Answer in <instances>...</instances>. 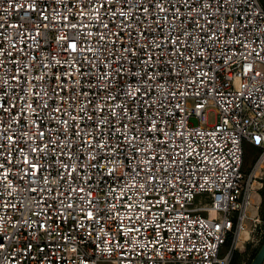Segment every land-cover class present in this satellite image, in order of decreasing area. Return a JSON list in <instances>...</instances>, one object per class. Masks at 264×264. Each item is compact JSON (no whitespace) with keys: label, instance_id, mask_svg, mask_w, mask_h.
<instances>
[{"label":"built area","instance_id":"1","mask_svg":"<svg viewBox=\"0 0 264 264\" xmlns=\"http://www.w3.org/2000/svg\"><path fill=\"white\" fill-rule=\"evenodd\" d=\"M0 25V264H231L247 222L263 243L260 0H0Z\"/></svg>","mask_w":264,"mask_h":264},{"label":"rangeland","instance_id":"2","mask_svg":"<svg viewBox=\"0 0 264 264\" xmlns=\"http://www.w3.org/2000/svg\"><path fill=\"white\" fill-rule=\"evenodd\" d=\"M261 1V0H260ZM217 117H216V113L214 111H209L207 113V121L209 124H214L216 123ZM263 156V151L256 149L254 147H252L250 144L246 143L245 144V173L246 174H250L252 172V169L254 168L255 164L260 160V158H262ZM262 172L264 171H260L258 173V176L263 175ZM254 188L256 191V193L254 194V203L256 205V207L251 208L249 213L250 216L254 217V216H260V219L264 225V185L260 184V181L255 182ZM246 231L245 234H242V238H243V242H247L249 240V238H251L253 235L250 233V231L252 230V224L251 222H247L246 224ZM264 242V240H263ZM243 243V246H244ZM263 243H261V245L259 247L256 248H252L250 247L249 244H247L246 247V252H242L244 248H238V252H236L232 258L231 264H250L252 262V260L254 259V256L257 254V252L259 251V249L261 248ZM232 246V242L230 241L227 245V248H223L221 250L220 253V257L225 256V254L227 253V249L230 248ZM264 264V263H263Z\"/></svg>","mask_w":264,"mask_h":264},{"label":"snow or ice","instance_id":"3","mask_svg":"<svg viewBox=\"0 0 264 264\" xmlns=\"http://www.w3.org/2000/svg\"><path fill=\"white\" fill-rule=\"evenodd\" d=\"M125 2L127 3V0H125ZM237 3H239V0H237ZM101 6H103V5H101ZM162 10H163V9H162ZM143 11H144V12H148V8H147V7H144V8H143ZM0 27H2V25H0ZM45 27H47V25H45ZM72 27H75V25H72ZM105 27H107V25H105ZM37 35H38V33H37ZM116 35L118 36L119 34L117 33ZM33 38H35V37H33ZM61 39H64V37H61ZM208 39H212V37L209 36ZM171 43L175 44L176 41L173 40V41H171ZM156 46H157V47H160L159 44H157ZM69 47H70L73 51H75L77 45H76L75 43H70V44H69ZM125 51H129V49L126 48ZM181 55H182V54H181ZM257 75H259V73H257ZM127 95L129 96L130 101H134V100H135V97L133 96L132 93H127ZM57 111H59V109H57ZM125 112H127L126 109H125ZM97 129H99V123L97 124ZM146 130H147V131H154V130H156V124H155V121H152L151 124H150V126H149ZM77 134H78V133H77ZM41 135H43V133H41ZM8 139L11 140V137H9ZM125 139H127V140L129 141V145H130V147H134V145L131 144V141H132V140H135L136 137H125ZM69 143H70V141H69ZM84 144H85V145H88L89 147H91V144H90L89 141H87V140L84 141ZM96 146H97L98 148H100L101 150L105 147L104 144H102V143H97ZM77 147L79 148V146H77ZM110 147H111V146H110ZM36 150H37V149H33V151H36ZM137 151H139V149H137ZM89 159H95V157L92 156L91 154H89ZM25 162L27 163V160H26ZM31 167H32V168H35L36 165L33 164V165H31ZM65 168H66V169H69V165H65ZM73 171H75V168H70V169H69V175H71V173H72ZM34 174H35V173H33V175H34ZM150 179H154V178L150 177ZM73 190H75V189H73ZM80 191H83V189H80ZM68 206L71 207V205H68ZM88 215H89V217H91V213H89Z\"/></svg>","mask_w":264,"mask_h":264},{"label":"water","instance_id":"4","mask_svg":"<svg viewBox=\"0 0 264 264\" xmlns=\"http://www.w3.org/2000/svg\"><path fill=\"white\" fill-rule=\"evenodd\" d=\"M263 263H264V242L250 264H263Z\"/></svg>","mask_w":264,"mask_h":264},{"label":"bare ground","instance_id":"5","mask_svg":"<svg viewBox=\"0 0 264 264\" xmlns=\"http://www.w3.org/2000/svg\"><path fill=\"white\" fill-rule=\"evenodd\" d=\"M263 164V163H262ZM245 233V232H244ZM244 233H242V234H244ZM245 234H247V233H245ZM244 240H243V238H242V236H241V239H240V242L238 243V248H244V246H243V242Z\"/></svg>","mask_w":264,"mask_h":264},{"label":"trees","instance_id":"6","mask_svg":"<svg viewBox=\"0 0 264 264\" xmlns=\"http://www.w3.org/2000/svg\"><path fill=\"white\" fill-rule=\"evenodd\" d=\"M261 4H262V6L264 7V0H261ZM255 256H256V255H255ZM255 256H254V257H255Z\"/></svg>","mask_w":264,"mask_h":264}]
</instances>
